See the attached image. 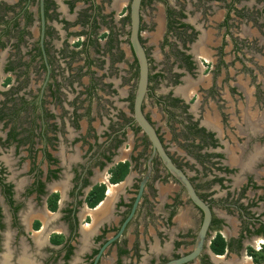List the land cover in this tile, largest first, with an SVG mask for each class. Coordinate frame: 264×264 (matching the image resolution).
Listing matches in <instances>:
<instances>
[{"label": "flooded vegetation", "instance_id": "flooded-vegetation-1", "mask_svg": "<svg viewBox=\"0 0 264 264\" xmlns=\"http://www.w3.org/2000/svg\"><path fill=\"white\" fill-rule=\"evenodd\" d=\"M130 1L43 0L42 28L41 0H0V264H170L194 247L203 213L157 154L138 199L152 148L120 81L104 90L112 117L90 124L94 57L112 73L127 52L138 75ZM158 4L153 57L142 13ZM140 37L164 120L144 100L145 116L211 212L185 264H264V0H142Z\"/></svg>", "mask_w": 264, "mask_h": 264}, {"label": "water", "instance_id": "water-1", "mask_svg": "<svg viewBox=\"0 0 264 264\" xmlns=\"http://www.w3.org/2000/svg\"><path fill=\"white\" fill-rule=\"evenodd\" d=\"M141 3L142 0H131L129 4V29H128L129 44L138 67V78L136 82V89L134 92L133 104H132V119L133 122H135V124L140 128L141 132L148 138L152 148V155L150 156L147 163L148 171L142 180L138 199L142 194L143 187L149 178V174L151 172V160L153 156L157 154L164 168L177 182H179L186 189L193 204L203 213L202 223L197 233V237L192 251L188 255L183 256L178 260L172 261L170 263V264H185L187 262H190L191 260H194L200 254L203 248L208 227L211 222V212L208 206L195 194L194 189L191 186L188 178L183 174V172L180 169H178L173 164L172 160L165 152V149L159 139L156 129L145 116V112L143 110V104H144L145 96L148 92L149 62L145 47L140 37ZM41 19H42V28H43V24H44L43 0H41ZM136 204L137 201L133 205L131 213L124 222V224L122 225L118 235L121 234L125 225L131 219Z\"/></svg>", "mask_w": 264, "mask_h": 264}, {"label": "rangeland", "instance_id": "rangeland-1", "mask_svg": "<svg viewBox=\"0 0 264 264\" xmlns=\"http://www.w3.org/2000/svg\"><path fill=\"white\" fill-rule=\"evenodd\" d=\"M181 3H182V1H181ZM188 5H189L188 7H190L188 10H193L191 8V4L189 3ZM157 7L152 6L151 8L150 7L144 8L143 13H142L143 19H144V26L142 28V33H141L142 39H143L145 46L148 49V53L150 55H152L153 57H155L157 53H156L155 47H153V44H152L153 41H152L151 36L154 34L153 32H154V25H155V21H156V16H157L159 10L162 9V5L158 4ZM117 14H118V12L115 13L116 16H117ZM100 33L101 34L103 33L102 30ZM103 41L104 40H102V42ZM121 46L123 48V46H126V45L122 44ZM124 53L125 54L122 56V59L120 60V62H118V64L115 63V68L118 69V71L112 72V73L107 70L108 63L106 61L102 60V58H99V61L100 60L101 61H100V63H97V62H99L97 60L98 58L94 57L96 64H94V66H93V73H94L93 78H94L95 84L93 86V94H94L93 95L94 101L92 103L93 118H92V122H90V124H92V125L100 124L102 126L103 125V123H102L103 119H106L108 116L112 117V115H110L112 112L111 113L110 112L105 113V111H108V109L112 108V106L109 105L110 102H108L109 103L108 104L105 101V99L107 98L106 96H108V95H106L104 90L107 88L106 87L107 85H111V83H117L118 81H120L119 85L122 86V88L124 89V92H125V99L123 102L125 104L124 105V108H125L124 114H125L127 119H130V117H131L130 107L127 104V99H128V97L132 96V98H133V96H134L138 75H137V68L135 67L136 65L133 62L131 55L127 52H124ZM105 67H106V69H105ZM84 80L86 83H90V80H88V82L86 81L87 76L84 77ZM80 89H81V87L79 86V90ZM116 95L117 94H115V96ZM101 97H103V98H101ZM110 101H114V100L111 99ZM79 103H78L79 107L82 106V104H79ZM123 103H119V104H123ZM113 106L116 108V110H117L116 112H118L119 111L118 106H116V105H113ZM157 110H159L158 111L159 112L158 118L156 115ZM111 111H115V110L113 109ZM152 111H153V113H152ZM145 112H146V114L151 113V116H152V118H154V121L156 119H158V120L163 119L162 114L160 113V109L158 107L156 108V105L153 104L149 98H147L145 100ZM107 113H108V115H106ZM112 114H114V112ZM158 125L162 129V131H163L162 133H165L166 128H165V126H163L164 121L161 120V122H159Z\"/></svg>", "mask_w": 264, "mask_h": 264}, {"label": "crops", "instance_id": "crops-1", "mask_svg": "<svg viewBox=\"0 0 264 264\" xmlns=\"http://www.w3.org/2000/svg\"><path fill=\"white\" fill-rule=\"evenodd\" d=\"M128 179H129V177H128ZM127 181H128V180H127ZM127 183H128V182H127ZM124 187H125V186L122 185V186H120L119 189H117L116 191L110 189L109 198L106 199V201H105L103 207H101V209H99V212H98V214H97L98 217L102 218V220H103V219L106 220V218H108V217H110V216L112 215V213H113V209H112V207H113L114 201L116 200L115 197H116V195L121 194V193L123 192ZM56 216H57V215H56ZM56 216L53 215V217H51V215H47V216L44 218V220H45L44 225L46 226V223H47V222H50V221L56 220V218H57ZM41 235H42V234H41ZM152 235H153V233H152ZM46 236H48V234L42 235V236H41V239H42V237L45 238ZM154 236H155V235H154ZM154 239H155V242H154L153 244H151V243L149 244V246H150L149 251H150V253L158 254V251H160V250H159V242L157 241L156 237H155Z\"/></svg>", "mask_w": 264, "mask_h": 264}, {"label": "trees", "instance_id": "trees-1", "mask_svg": "<svg viewBox=\"0 0 264 264\" xmlns=\"http://www.w3.org/2000/svg\"><path fill=\"white\" fill-rule=\"evenodd\" d=\"M126 174V169L123 171V174L121 175V178ZM219 241L221 243L220 247H218L217 250H215L218 254H221L223 252V241L219 238Z\"/></svg>", "mask_w": 264, "mask_h": 264}]
</instances>
